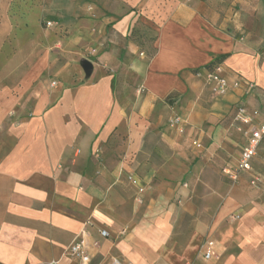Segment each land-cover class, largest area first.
I'll use <instances>...</instances> for the list:
<instances>
[{
	"label": "crops",
	"instance_id": "1",
	"mask_svg": "<svg viewBox=\"0 0 264 264\" xmlns=\"http://www.w3.org/2000/svg\"><path fill=\"white\" fill-rule=\"evenodd\" d=\"M165 1L147 4L151 55L131 39L133 14L108 17V43L94 45L92 71L81 70L80 83L47 91L28 62L3 73L17 62L0 57V264H79L68 248L80 239L89 264H264L258 202L223 225L232 202L217 210L221 193L201 184L193 216L191 189L179 182L188 169L184 146L226 148L245 129L235 120L238 105L258 111L254 124L264 120V0H233L235 8ZM214 63L230 85L244 82L216 94L204 78ZM173 115L185 121L182 133L169 125ZM211 173L197 166L191 176ZM180 223L186 234H176ZM206 239L214 240L209 259Z\"/></svg>",
	"mask_w": 264,
	"mask_h": 264
},
{
	"label": "rangeland",
	"instance_id": "2",
	"mask_svg": "<svg viewBox=\"0 0 264 264\" xmlns=\"http://www.w3.org/2000/svg\"><path fill=\"white\" fill-rule=\"evenodd\" d=\"M149 1L0 0V13L4 15L2 19L5 20L0 38V57L13 58L17 62L16 65L4 66L1 72H9L11 68H22L21 62L24 61L29 63L25 68L39 72L47 91L63 88L71 80L80 83V78L78 79V74L82 70L80 60L88 58L94 61L92 55L94 45L104 46L108 43L107 18L118 19L126 13L133 14L131 39L142 51L151 55L154 52L156 33L150 22V13L147 12ZM164 3L167 2L155 0L151 10ZM220 3L224 8H235L233 0H221ZM7 19L11 26L8 25ZM47 21H51L53 25L47 26ZM11 27L13 30L7 31V28ZM52 82H56V85L52 86ZM243 140L244 134L238 130L233 143L226 148L202 143L182 148L185 156L187 155L188 169H185L186 173L179 182L181 184L186 181L188 188L191 189L186 203L195 209L193 216L197 217L198 202L200 196L204 195L200 193L201 184L208 190L212 188L210 195H214L215 190L221 193L217 210L226 200L232 202L230 211L221 220L223 225L236 224L241 217L242 208L252 201L258 202L260 208L264 210V139L258 146L251 172L240 174L235 181L223 173L224 167L235 166ZM209 153L211 154L209 160L204 162V155ZM197 166L203 167L204 170L210 169L212 175L191 176ZM253 173L260 179L255 187L250 185ZM213 222V215L207 218L209 227ZM180 224L176 226V234H186L187 226Z\"/></svg>",
	"mask_w": 264,
	"mask_h": 264
},
{
	"label": "built area",
	"instance_id": "3",
	"mask_svg": "<svg viewBox=\"0 0 264 264\" xmlns=\"http://www.w3.org/2000/svg\"><path fill=\"white\" fill-rule=\"evenodd\" d=\"M47 26H52L51 21L46 22ZM200 75V73H198ZM204 78L207 82L213 84V90L216 94H225L230 86L237 87L244 80L239 77L238 80L234 81L230 85L227 78L221 73L219 65H215L213 68L205 70ZM52 86L56 85V82H52ZM259 115L257 110H248L243 105H238L235 113V120L243 125L245 129L239 128L244 134V142L240 151L239 158L236 165L233 168H226L223 172L233 181L237 180L240 174L247 172L251 168V163L254 156L257 153L258 146L264 137V120L258 124H254V120ZM184 120L179 115H173L169 120V125L174 127L177 132L182 133L184 127ZM199 145V144H198ZM127 180L130 184L137 187L138 191L141 192L143 188L138 182V179L133 175H129ZM259 177L255 176L251 178V185H257L259 183ZM101 236H107L106 230H100ZM214 240L206 239L202 245V255L205 259H209L213 255ZM68 254L77 259L79 264H89L90 258L86 252V247L82 239L73 241L69 248ZM55 264V263H52ZM109 264H132L131 262L122 261L117 258H113ZM183 264H194L192 262H184Z\"/></svg>",
	"mask_w": 264,
	"mask_h": 264
},
{
	"label": "water",
	"instance_id": "4",
	"mask_svg": "<svg viewBox=\"0 0 264 264\" xmlns=\"http://www.w3.org/2000/svg\"><path fill=\"white\" fill-rule=\"evenodd\" d=\"M80 66L86 76H89L92 71V62L87 58L80 60Z\"/></svg>",
	"mask_w": 264,
	"mask_h": 264
},
{
	"label": "trees",
	"instance_id": "5",
	"mask_svg": "<svg viewBox=\"0 0 264 264\" xmlns=\"http://www.w3.org/2000/svg\"><path fill=\"white\" fill-rule=\"evenodd\" d=\"M217 63L207 65L208 68H213Z\"/></svg>",
	"mask_w": 264,
	"mask_h": 264
}]
</instances>
